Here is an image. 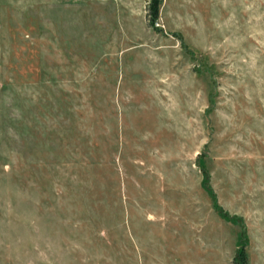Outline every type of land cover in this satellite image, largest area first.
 Returning a JSON list of instances; mask_svg holds the SVG:
<instances>
[{
	"label": "rangeland",
	"instance_id": "1",
	"mask_svg": "<svg viewBox=\"0 0 264 264\" xmlns=\"http://www.w3.org/2000/svg\"><path fill=\"white\" fill-rule=\"evenodd\" d=\"M0 0V264H264V0Z\"/></svg>",
	"mask_w": 264,
	"mask_h": 264
},
{
	"label": "trees",
	"instance_id": "2",
	"mask_svg": "<svg viewBox=\"0 0 264 264\" xmlns=\"http://www.w3.org/2000/svg\"><path fill=\"white\" fill-rule=\"evenodd\" d=\"M162 3V0H150L149 1V4L147 6L148 8V16H150V19H151V22H152V25L154 26V23L156 21V19L158 18L159 16V10H160V5ZM240 263L241 264H245L246 263V251H244V245L240 244Z\"/></svg>",
	"mask_w": 264,
	"mask_h": 264
}]
</instances>
